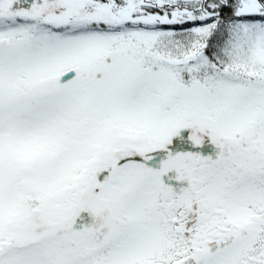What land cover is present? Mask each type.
I'll return each instance as SVG.
<instances>
[{"label": "snow or ice", "instance_id": "6c2138e0", "mask_svg": "<svg viewBox=\"0 0 264 264\" xmlns=\"http://www.w3.org/2000/svg\"><path fill=\"white\" fill-rule=\"evenodd\" d=\"M0 264H264V0H0Z\"/></svg>", "mask_w": 264, "mask_h": 264}]
</instances>
